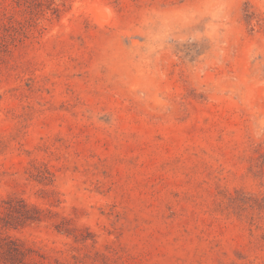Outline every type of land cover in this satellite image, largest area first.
Segmentation results:
<instances>
[{
    "label": "rangeland",
    "instance_id": "rangeland-1",
    "mask_svg": "<svg viewBox=\"0 0 264 264\" xmlns=\"http://www.w3.org/2000/svg\"><path fill=\"white\" fill-rule=\"evenodd\" d=\"M0 264H264V0H0Z\"/></svg>",
    "mask_w": 264,
    "mask_h": 264
}]
</instances>
